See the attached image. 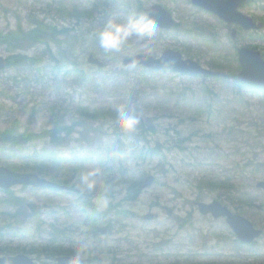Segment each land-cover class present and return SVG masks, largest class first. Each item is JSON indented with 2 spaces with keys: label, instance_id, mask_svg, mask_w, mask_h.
I'll return each mask as SVG.
<instances>
[{
  "label": "rangeland",
  "instance_id": "1",
  "mask_svg": "<svg viewBox=\"0 0 264 264\" xmlns=\"http://www.w3.org/2000/svg\"><path fill=\"white\" fill-rule=\"evenodd\" d=\"M156 3L173 12L178 21L175 28L161 30L155 26L151 42L147 45L130 39L118 51H106L101 47L100 32L110 18L124 21L135 15L151 22L142 10ZM91 7L98 11H94V16L89 18L78 17L76 13L72 16L66 14ZM239 9L258 21L264 20V0H250ZM34 18L70 29L57 36L61 45L53 41L41 42L21 51L24 55L38 58V61L12 64L0 72V130L3 132L17 126L21 132L40 133L62 122L71 124L74 117H78L74 109L80 104L119 106L122 105V97L128 93L136 98L138 107L124 106L129 114L137 117L138 123L130 132L117 125H109L102 139L85 140L79 132H75L67 140L66 132H62L66 139L62 143L49 136L33 139L19 147L5 143L0 145V165L22 164L42 152L64 165L76 161L70 154L77 158L90 157L91 162L94 158L95 164L92 162L91 166L94 172L99 171L95 180L99 191L93 196V201L98 209L104 211L113 202V205L133 210L138 216L123 220L113 218V227L106 225L108 235L101 236L87 228L80 214L85 211L83 203L89 199L81 198L75 192L56 193L16 186L14 193L27 201L36 202L41 213L37 217H26L21 224L15 223L17 218L8 219V215H0V248L20 245L32 251L27 255L36 261L56 264L54 259L39 252L40 245L47 243L50 237L49 230L46 229L41 237L43 231L37 229L39 220L50 222L56 218L62 227L69 228L64 237L67 245L64 246L81 247L87 254L92 251L93 261L90 264H172L174 260L180 264L199 261L264 264V236L250 247L239 248L226 220L203 216L196 205L197 201L209 202L218 198L215 196L224 190L221 187H216L214 192L210 190L207 185L210 179L221 182L236 176L239 171L237 163L246 164V159L264 162V93L245 90L240 96L235 94L232 82L176 73L137 78L119 89L113 85L97 92L93 85L85 87L83 77L77 78L71 70L78 66H71L66 58L76 59L82 71L80 75L96 72L102 75L110 71L109 74L125 78L120 71L126 69L123 65L125 55L149 53L160 56L165 49L171 48L208 68L211 67V58L218 59L221 54L228 58V64L223 66L226 73L234 71L238 74L240 69L234 56L235 48L256 46L264 53V30H239L237 38L233 39L227 23L194 5L191 0H0V32L8 33L18 26L30 29L31 19ZM64 48L68 49L65 53ZM0 54L8 57L14 52L7 45L0 44ZM90 54L107 62L106 70L100 72L90 65L87 62ZM42 78L44 82H39L38 79ZM204 86L211 87L222 97V104L213 103L214 108H221L222 117L209 114ZM52 103H56L58 108L51 107ZM33 105L41 108L35 118L30 111ZM147 113L157 124L158 133L149 135L150 143L140 142L139 146H154L159 139L166 155L133 161L129 166L130 175L153 174L156 181L151 187L142 189L138 200L122 199L123 195L117 196L115 191L109 197L105 195L106 189L109 181L115 184V178H111L101 164L112 165L109 172L112 176L117 174V160L113 156L120 150L115 142L119 136L126 145L137 142L138 136L134 133L145 122ZM226 124L232 130H225ZM173 130H177L179 135ZM178 143L184 149L177 147ZM126 145H121L124 154ZM250 170L252 176L247 177V189L244 190L256 200L253 206H244L243 215L258 228L264 229V216L260 213L264 210V190L256 186L257 181L264 180V171L255 173L251 166ZM77 185L80 187V183ZM6 195L0 188V196L4 198ZM225 204L236 210L228 200ZM163 206L172 208V215H168ZM150 213L155 215L153 220L142 218ZM161 244L165 246L162 248ZM4 254L0 252V256Z\"/></svg>",
  "mask_w": 264,
  "mask_h": 264
},
{
  "label": "trees",
  "instance_id": "2",
  "mask_svg": "<svg viewBox=\"0 0 264 264\" xmlns=\"http://www.w3.org/2000/svg\"><path fill=\"white\" fill-rule=\"evenodd\" d=\"M96 8H85L81 9L77 12L68 11L66 12L67 15L72 16L74 13L78 15V17H85L89 18L91 16H94V11ZM33 26L32 28L26 30L22 26H18L16 30H10L8 33L0 32V44H5L8 46L9 49L13 51H22L27 50L31 46L39 43V42H47L50 43L51 41L57 42V44L61 45V41L57 38V36L61 33H66L69 31V27H63L58 28V26L54 24L47 23L45 20H40L37 18H34L32 20ZM68 49L64 48L63 52L65 53ZM69 61L71 66H78L77 68L72 67V71L75 72L77 75V78L79 76L83 77V83L85 87L89 85H93L97 92L101 90H107L111 86H116L119 89L123 86V84L127 83L128 81L131 82V80H135L137 78H144L147 79L148 76L153 75H165V72H155L146 70L144 68H138L136 70H129V69H122L120 70L124 76L121 77V75L118 74H109L110 71L103 72L102 75H97L98 73L94 74H87L84 73V75H80L81 69L79 68V64L74 59V57H66ZM36 61L35 58H29L28 56L22 54L19 52L18 54L12 56L11 62L12 64H16L19 62H25V61ZM212 69H214L216 72L215 75L221 77L220 80L226 79V78H233L235 74L231 75L233 71L230 72V74H227L223 66L225 64H228L227 61H223L222 59H212L209 61ZM70 71V70H69ZM102 72V70L100 71ZM135 72H138V74H134ZM93 75V76H92ZM143 75V76H142ZM147 75V76H146ZM121 77V78H120ZM40 82H44V79H38ZM110 81V82H108ZM235 85L241 92V89H243L245 86H242L237 82L235 79ZM254 91H264V88H255ZM173 92V91H172ZM203 93L205 94L204 99L208 102V111L209 114H211L213 117H222L223 114L220 112H217L212 103H214L217 100L218 93L215 92L211 87L204 86ZM220 102V101H219ZM122 105H129L132 107V105H136L138 107V101L134 96H132L130 93L125 94L122 97L121 101ZM207 105V103H206ZM51 107L57 109L58 106L56 103H52ZM23 108V113H24ZM117 106H112L110 104L106 105H100L92 107L87 104H80L75 107V115L78 114V117L72 120L71 124L67 123H59L52 129H43L40 131V133H37L35 131H19L18 127H14L13 129H9L5 131L4 133V141L5 143H11L13 146H22L27 144L29 141L33 139H37L40 137H51L54 141L57 143H62L66 141V139L62 136V132H66V138L71 139V135L75 132H79L81 134L82 139L87 140L89 139H96L101 138L102 134L105 133V128L109 125H116V120L118 118L117 116ZM26 111V110H25ZM31 113L32 116L35 118L36 114H39L41 111V108L33 105L31 107ZM144 123L139 126L138 132L134 133V135L138 136V140L135 143H131L129 145H126L124 141L118 137L117 141L115 142V146L119 148L120 152L118 154H114L113 157L117 160L116 166H117V174L115 176H112V173L109 172L112 169V165L108 166V163H102L101 167L107 169V172L111 175V178H115L113 181L115 184H110L111 181L108 183V188L106 189L105 195L112 197V192H117L116 195H123L122 199L135 201L140 198L141 191H142V180L144 179L145 173L142 176H136L134 174L130 175V165L133 161L139 162L140 159L146 160L147 158H154L155 156H163L165 153V147L161 145V140H157V144L154 146H147L144 144L143 147L139 146L140 142H147L150 143L149 135L152 133H158L157 124H155L154 119L151 118V116L147 113L146 118L144 119ZM176 129V128H175ZM231 129L232 127L228 124H226V128ZM175 133L179 132L177 130H173ZM172 131L170 130L169 133ZM4 143V144H5ZM126 145V152L125 154L121 152L122 147L121 145ZM162 147V149H161ZM177 147H181L184 149V147L181 146V144H177ZM168 149H171V147H167ZM72 157L76 158V161L71 164L62 165L58 162H48L50 159V155L48 153H36L32 158L33 160L31 162H25L23 163V166H20L18 164H14L11 167L16 170H27V171H34L38 172L40 174H43L45 176H51L54 179L61 180L63 182H73L79 184L80 183V177L82 174L87 173L89 171H93L92 168V162L86 157L84 158H77L76 156L70 154ZM113 161L114 158L112 159ZM111 163V162H110ZM64 164V163H63ZM241 166L242 171L244 174H241L238 177H227L225 180H222L221 182L209 180L207 182L208 187L210 190L215 191L214 189L216 187L224 188L222 192L217 194L216 197H218L222 202H227V200L230 203L237 204V210L238 212L244 214L245 213V207L246 206H252L253 203H255L256 198L248 193H246V184H245V177H247V173L249 172L250 166L253 167V171L257 168H260L264 166V163H261L260 161H255L254 158L252 159H246V164L244 165H238ZM96 169V168H95ZM248 170V171H247ZM99 171L94 172V176L92 177L94 180H96L97 175ZM245 176V177H244ZM76 180L78 182H76ZM97 181H95L96 183ZM74 184L75 187L79 189V193L81 195V198H87L85 202L86 205L91 207L89 213H91V218L94 220L93 226H91L92 230L97 233L98 231H101L105 224L109 222L110 220L115 217L117 220H123L128 219L131 217H134L132 214L131 209H127L125 207H118L116 205H113V202L110 203V207H108L105 211H97L95 209L96 203L93 201V196L99 191V186L97 183L95 184V189L93 191H86L80 183L79 185ZM245 189V190H244ZM105 192V191H104ZM9 193V192H8ZM26 200L24 198L15 196L13 193L7 194L6 197L0 198V208L3 209V214L8 215V219H14L17 218L16 221H22L26 219V217H29L30 214L28 213V210L26 208ZM245 206V207H244ZM113 210H115V215L112 214ZM11 211V212H10ZM107 225V224H106ZM39 230H44L43 226H39ZM55 229V227H53ZM55 240H52V242L40 245L39 252L42 254H45L48 258L55 259L56 257L60 255H78V256H84L87 254L86 251L78 248L75 249L73 247H66L62 244H57L54 242ZM238 243V241H237ZM240 246V244L238 243ZM161 247L163 248V245L161 244ZM26 251V248H22L20 245H16L14 247L5 246L3 248H0V252H3L5 254H15L19 251ZM89 254H92L93 252H88ZM180 262H174L173 264H179ZM195 264H216L215 262H205V261H199ZM231 264H235V262H231Z\"/></svg>",
  "mask_w": 264,
  "mask_h": 264
},
{
  "label": "water",
  "instance_id": "3",
  "mask_svg": "<svg viewBox=\"0 0 264 264\" xmlns=\"http://www.w3.org/2000/svg\"><path fill=\"white\" fill-rule=\"evenodd\" d=\"M247 0H193L198 6L211 11L220 16L228 23L242 26L246 30L261 29L264 23H257L250 16L241 13L238 7ZM150 19L159 27L172 28L175 25L173 14L162 5L156 4L145 10ZM233 37H236V30H232ZM239 60L242 70L238 76L239 80L248 83L264 86V59L258 51L248 48L239 49ZM88 62L102 68L105 63L94 55L89 56ZM124 64L129 67L144 65L155 70L169 69L186 74H204L211 75L214 72L202 66L193 59H184L182 54L172 49H167L163 56L156 58L148 53H138L124 57ZM7 60L0 56V70L5 69ZM3 137L0 133V142ZM155 177L150 175L146 178L145 187L151 186ZM29 185L33 187L60 188L68 189L67 185H62L48 178L42 177L37 173L16 172L5 166H0V186L9 189L14 185ZM259 186L264 187V182ZM28 207L35 213L38 210L36 203H29ZM199 210L202 214H213L215 218L226 217L228 223L237 233L238 237L246 243H251L256 237L262 234L261 230L255 229L253 223L239 214L233 213L229 208L222 205L218 200L212 202H199ZM168 214L172 213L171 208H167ZM152 215L145 216L151 219ZM58 264H85L88 259L75 256H61L57 258ZM0 264H42L35 262L31 257L25 254L15 256L0 257Z\"/></svg>",
  "mask_w": 264,
  "mask_h": 264
},
{
  "label": "clouds",
  "instance_id": "4",
  "mask_svg": "<svg viewBox=\"0 0 264 264\" xmlns=\"http://www.w3.org/2000/svg\"><path fill=\"white\" fill-rule=\"evenodd\" d=\"M154 32L155 25L142 17L132 15L124 21L110 18L100 32V44L106 51H118L130 39L147 45L151 42ZM116 111L118 116L116 125L123 131H133L138 123L137 117L129 114V110L124 105L117 106ZM93 176L94 171H89L80 177L81 186L86 191L95 189Z\"/></svg>",
  "mask_w": 264,
  "mask_h": 264
},
{
  "label": "flooded vegetation",
  "instance_id": "5",
  "mask_svg": "<svg viewBox=\"0 0 264 264\" xmlns=\"http://www.w3.org/2000/svg\"><path fill=\"white\" fill-rule=\"evenodd\" d=\"M259 21H261V20H259ZM229 27V26H228Z\"/></svg>",
  "mask_w": 264,
  "mask_h": 264
}]
</instances>
